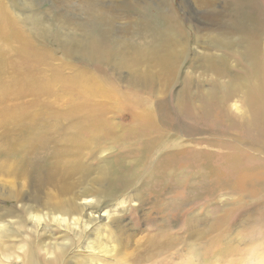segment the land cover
Instances as JSON below:
<instances>
[{
    "label": "rangeland",
    "instance_id": "1",
    "mask_svg": "<svg viewBox=\"0 0 264 264\" xmlns=\"http://www.w3.org/2000/svg\"><path fill=\"white\" fill-rule=\"evenodd\" d=\"M81 1L90 0H0L4 6L0 16L18 21L20 31L27 29L22 23L25 14L37 16L39 27L50 34L34 32L30 34L32 43L48 50L44 52L52 57L68 59L52 42V32L60 15L67 19L81 17L75 9ZM98 1L109 9L117 29L124 26L122 36L127 44L146 42L141 34L132 33L133 28L128 27L131 22L148 18L159 27L162 15L177 19L183 54L178 59L174 87L191 71L195 31L222 27L245 35L247 29H264V0H213L212 7L200 0ZM143 7L159 13L146 14ZM58 28L60 34L76 39L81 36L79 31ZM163 28L174 30L167 21ZM68 61L74 68L92 73L104 88L121 94L127 104L120 109L110 105L94 108L91 113L98 117L94 124L65 121L27 105L23 119L19 111L18 122L1 124L0 264H26L30 259L36 264H264V193L236 194L223 185L211 190L214 184L200 181V173L191 167L194 162L188 155L178 157L182 162L173 163L172 169L165 171L164 150L141 156L143 145L133 138L139 125L130 118L134 112L144 111L155 120L161 117L159 106L164 102L172 108L167 125L169 132L179 137L178 142L205 138L257 153L243 143H247L245 135L237 128L233 138L218 130L219 125L212 120L198 123L179 116L173 106L171 80L168 84L161 80L163 87H130L124 71L109 66L103 70L80 59ZM228 63L232 71L240 67L234 60ZM192 71L195 75L191 78H198L200 70ZM199 78L202 88L208 87L205 82L215 79L209 73ZM220 81L226 82L227 78ZM30 98H20L16 105L28 104ZM235 101L231 103L236 108L228 111L238 117L243 109ZM10 104L3 102L0 114L12 113L6 106ZM37 113L42 117L34 116ZM260 156L264 161V154ZM212 162H216L214 155ZM257 170L264 175L263 165ZM102 172L108 180H100ZM162 172L163 184L152 185L153 178ZM236 178L228 176V182ZM123 180L128 183L121 184ZM113 181L117 184L116 194L107 197L105 191ZM85 198L94 204L99 201L109 210L96 230L87 225L83 209L77 206Z\"/></svg>",
    "mask_w": 264,
    "mask_h": 264
},
{
    "label": "bare ground",
    "instance_id": "2",
    "mask_svg": "<svg viewBox=\"0 0 264 264\" xmlns=\"http://www.w3.org/2000/svg\"><path fill=\"white\" fill-rule=\"evenodd\" d=\"M212 1L200 0L211 7ZM3 9L4 6L0 5V11ZM75 9L81 12V17L67 19L60 15V20L56 21V30L52 32V42L58 44L64 57L80 59L83 63H91L103 70H108L109 66L115 71H124L127 73L130 87H163L161 80H165L167 84V81L171 80V87L176 84L173 79L179 70L178 59L183 54V45L178 39L181 32L174 16L162 15L161 27L148 18L138 23L131 22L128 27L133 28L132 33L136 36L141 34V39L146 38L145 43L133 45L123 40L124 26L117 29L109 9L101 7L98 0L81 1ZM142 9L146 10V14L153 11L157 16L159 13L150 7ZM24 16L22 23L26 26V31H20L18 21L13 18L0 16V105L3 102L11 103L6 106L12 111L9 115L0 114V126L3 123L18 122L19 111L23 113V119L24 113L28 111L27 105L34 106L43 114H50L65 121H92L94 124L98 120L97 115L91 113L94 108L105 109L110 105L120 109L127 104L126 100L120 97L121 94L104 88L92 73L74 68L66 58L52 57L49 52H44L48 50L38 48L32 43L30 34L50 32L39 27L41 22L37 16ZM166 21L173 25L174 30L163 28ZM58 26L81 32V38L60 34ZM244 32L247 34H239L222 27L216 30L203 27L195 31L192 39L195 46L194 56L189 64L191 71L185 73L177 86L173 85L171 97L179 116L186 121L201 123L212 120L213 124L219 125L218 130H224L221 132L233 138V132L238 128L247 139V143H243L255 148L257 153L254 154L250 150L240 151L227 145L226 141H210L207 139L210 137H206L207 140L192 138L189 142H178L179 137L170 133V125H167V121L173 116L172 108L164 102L159 106L161 117L153 120L146 112L140 111L134 112L130 119L139 125L134 130L133 138L143 145L141 156L164 150L161 154H166V161L162 166L165 171L172 169L173 163L182 162V158L178 157L188 155L194 162L191 167L198 169L200 173V181L204 184H207V181L210 185L214 184L211 190L217 185H223L236 194H258V191L264 193V175L257 170L258 166H264L263 157L260 156L264 154V29H247ZM212 50L223 53L215 54ZM230 59L240 64L235 71L231 70L228 63ZM156 69L158 75L153 73ZM197 69L200 70L199 77L209 73L215 78L205 82L208 84L207 88L201 87L202 79L199 77L191 78L195 75L192 70ZM225 77L227 81L221 82L220 79ZM28 96L31 97L32 104L30 102L16 105V100ZM234 98L235 102H240L243 109V113L238 117L232 116L228 111L235 107V103H231ZM131 102L133 106L140 108L136 101ZM24 106L25 109L22 110ZM34 116L42 117L39 113ZM224 140L227 139L224 137ZM213 155L216 160L214 163ZM191 167L188 165V168ZM164 172L161 176L153 178L152 185L163 184ZM232 175L237 176L236 180L228 182V176ZM106 176L103 172L100 173V180H108ZM120 183L125 185L128 181L123 180ZM150 183L151 181L147 186ZM115 186L117 184L113 181L105 191L107 197L116 194ZM77 206L83 209L87 225L90 223L94 226L93 230H96L99 227L98 222L105 220L109 214V210L99 201L94 204L92 200L85 198L80 200ZM26 264L36 263L30 259Z\"/></svg>",
    "mask_w": 264,
    "mask_h": 264
}]
</instances>
